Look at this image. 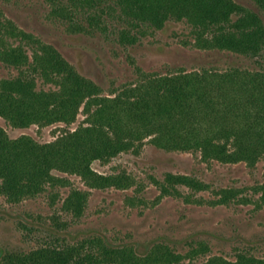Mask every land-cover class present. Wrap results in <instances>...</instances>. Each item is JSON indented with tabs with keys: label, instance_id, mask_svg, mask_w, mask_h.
Masks as SVG:
<instances>
[{
	"label": "trees",
	"instance_id": "1",
	"mask_svg": "<svg viewBox=\"0 0 264 264\" xmlns=\"http://www.w3.org/2000/svg\"><path fill=\"white\" fill-rule=\"evenodd\" d=\"M52 15L74 33H110L134 43L169 20H186L202 48L229 50L255 61L224 70L203 68L145 75L112 95L79 72L52 44L0 16V61L23 69L0 81V115L19 127L70 125L83 107L87 124L65 129L54 140L39 142L28 134L10 137L0 126V195L12 203L56 185L61 170L82 177L90 187L125 188L134 184L126 172L104 174L93 160L107 161L145 137L166 150H199L204 159L254 164L264 156V20L236 0H46ZM264 9V0H253ZM55 84L38 88L37 79ZM164 193L179 186L198 190L207 184L191 175L168 172L155 179ZM264 188V185H263ZM220 201L233 196L222 189ZM87 192L74 189L63 208L82 215ZM57 221L52 242L28 251H8L5 264H264V257L241 251L234 260L212 255L205 242L182 254L158 242L144 253L115 244L101 234L67 238ZM65 233V235H63ZM186 256L190 260L185 262Z\"/></svg>",
	"mask_w": 264,
	"mask_h": 264
},
{
	"label": "rangeland",
	"instance_id": "2",
	"mask_svg": "<svg viewBox=\"0 0 264 264\" xmlns=\"http://www.w3.org/2000/svg\"><path fill=\"white\" fill-rule=\"evenodd\" d=\"M236 1L264 20V9L253 0ZM51 10L46 0H0L1 17L55 46L79 72L97 82L104 94L135 85L151 73L255 64L233 51L199 47L186 20H169L162 29L134 43H121L114 29L108 34L71 32ZM23 69L0 61V81L20 75ZM37 86L50 89L55 84L38 78ZM82 109L70 125L33 123L19 127L0 115V126L12 138L28 134L47 142L65 129L87 124ZM92 167L104 174L126 172L134 184L125 188L90 187L78 174L54 170L62 182L47 186L37 196L12 203L0 195V264H5L3 257L8 251H28L46 240L52 242L57 221L66 223L63 235L71 240L101 234L115 244H130L139 253L163 242L187 254L192 246L205 242L207 250L197 254L195 262L212 255L234 260L241 251L264 257V156L254 164L208 160L199 150H166L145 137L107 161L93 160ZM168 172L194 176L207 188L182 185L179 192L164 193L155 179L163 180ZM74 189L87 192L84 211L78 218L63 208L64 199ZM222 189L234 193L226 202L220 201ZM189 260L186 256L184 261Z\"/></svg>",
	"mask_w": 264,
	"mask_h": 264
}]
</instances>
